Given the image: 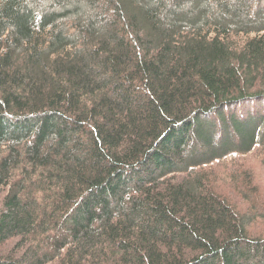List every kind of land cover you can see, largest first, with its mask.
<instances>
[{"label": "trees", "instance_id": "obj_1", "mask_svg": "<svg viewBox=\"0 0 264 264\" xmlns=\"http://www.w3.org/2000/svg\"><path fill=\"white\" fill-rule=\"evenodd\" d=\"M253 155L264 0H0V264H264Z\"/></svg>", "mask_w": 264, "mask_h": 264}, {"label": "rangeland", "instance_id": "obj_2", "mask_svg": "<svg viewBox=\"0 0 264 264\" xmlns=\"http://www.w3.org/2000/svg\"><path fill=\"white\" fill-rule=\"evenodd\" d=\"M245 160L247 162L245 164L246 168L252 170L253 172V175H252L254 178L253 184L256 190L259 191V193L264 199V167L262 166L261 157L253 155L251 157L246 158ZM230 170L231 169H228L226 165H222L218 169H216V173L222 178L225 176V174L231 173ZM240 170L242 171L243 169H240ZM247 174H249V172ZM228 185L229 184L226 185V189L229 188Z\"/></svg>", "mask_w": 264, "mask_h": 264}]
</instances>
